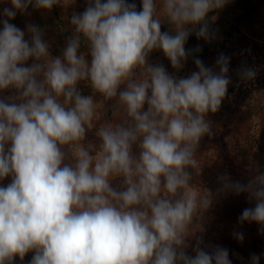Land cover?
I'll list each match as a JSON object with an SVG mask.
<instances>
[{
  "label": "clouds",
  "instance_id": "9594fccd",
  "mask_svg": "<svg viewBox=\"0 0 264 264\" xmlns=\"http://www.w3.org/2000/svg\"><path fill=\"white\" fill-rule=\"evenodd\" d=\"M9 2L0 20V93H12L0 98V182L10 178L0 184V264L29 252L30 264H232L228 249L205 250L202 240L194 254L186 251L193 217L210 204L191 186L190 169L211 134L207 114L227 95L230 58L221 54L218 70L196 58L187 77L149 60L161 51L182 69L189 35L210 39L208 14L228 0H141L139 11L128 0H86L55 57L40 27L27 25L26 39L9 21L29 6L51 10L63 0ZM165 21L171 31H161ZM255 74L245 69L242 77ZM95 94L117 98L128 119L99 129L95 156L84 147L69 155L92 126ZM219 179L255 201L239 222L264 226V173L247 184ZM259 259L252 254L251 264Z\"/></svg>",
  "mask_w": 264,
  "mask_h": 264
},
{
  "label": "rangeland",
  "instance_id": "374dc122",
  "mask_svg": "<svg viewBox=\"0 0 264 264\" xmlns=\"http://www.w3.org/2000/svg\"><path fill=\"white\" fill-rule=\"evenodd\" d=\"M128 2H134L137 10H141V0ZM63 4L55 5L51 10L29 6L26 13L17 12L9 22L24 30L26 39H30L27 25L40 27L50 45V54L59 56L73 34L71 16L82 13L87 6L86 0H63ZM245 5L256 8L249 12ZM5 7H11L9 0H0V20L4 19L2 11ZM207 22L211 38H198L194 32L189 35L185 48L191 51V55L179 71L172 68L161 51H154L149 57L150 62L162 64L170 74L183 77L197 71L196 58L214 70H218L216 60L221 54L230 58L227 95L217 112L207 114L211 134L201 138L194 157L196 166L190 169L193 177L191 186L207 193L210 204L193 217L190 225L192 235L186 240V251L194 254L193 248L198 240H202L200 247L205 250L211 251L214 246L228 249L232 264H251L252 254L260 257L259 263H264V226L255 222L241 224L238 219L245 208L255 206V201L250 200L247 193L225 190L219 179L226 175L231 181L247 184L252 177L264 173V0H228L221 9L208 14ZM2 27L0 23V30ZM58 27L62 29L61 34ZM171 28L166 21L161 25L162 32L171 31ZM81 52L86 54V48L82 46ZM87 59L90 61V56ZM245 69L254 70L255 77L243 78ZM80 88L83 94H91L84 84ZM11 94L0 93V98ZM93 109L92 126L86 138L74 142L69 155L84 147L95 156L100 151L99 129L115 127L128 119L117 98L105 100L101 94H95ZM9 179L0 184L6 185ZM112 185L118 190L121 188L119 179ZM234 232H242L243 240H237Z\"/></svg>",
  "mask_w": 264,
  "mask_h": 264
},
{
  "label": "trees",
  "instance_id": "16d2710c",
  "mask_svg": "<svg viewBox=\"0 0 264 264\" xmlns=\"http://www.w3.org/2000/svg\"><path fill=\"white\" fill-rule=\"evenodd\" d=\"M246 6V10L247 11H251L253 10L254 8H256L254 5H251L250 7L248 5H245ZM57 30L59 31V34L62 33V29H59V27L57 28ZM32 256L33 254H30L28 253L23 260H21L19 257H16L15 258V261H14V264H30V261L32 259ZM259 264H264V263H259Z\"/></svg>",
  "mask_w": 264,
  "mask_h": 264
},
{
  "label": "crops",
  "instance_id": "0c3cea01",
  "mask_svg": "<svg viewBox=\"0 0 264 264\" xmlns=\"http://www.w3.org/2000/svg\"><path fill=\"white\" fill-rule=\"evenodd\" d=\"M43 25H48V24H45V23H44ZM44 27H46V26H44Z\"/></svg>",
  "mask_w": 264,
  "mask_h": 264
}]
</instances>
